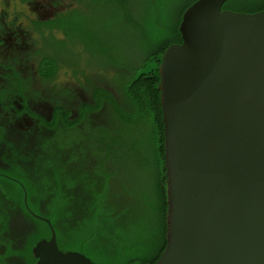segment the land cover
Wrapping results in <instances>:
<instances>
[{
    "label": "water",
    "instance_id": "water-1",
    "mask_svg": "<svg viewBox=\"0 0 264 264\" xmlns=\"http://www.w3.org/2000/svg\"><path fill=\"white\" fill-rule=\"evenodd\" d=\"M197 0L158 68L166 246L154 264H264V10ZM48 239L36 264H95Z\"/></svg>",
    "mask_w": 264,
    "mask_h": 264
},
{
    "label": "trees",
    "instance_id": "trees-1",
    "mask_svg": "<svg viewBox=\"0 0 264 264\" xmlns=\"http://www.w3.org/2000/svg\"><path fill=\"white\" fill-rule=\"evenodd\" d=\"M196 1L77 0L79 6L120 10L141 38L130 65L101 47L115 75L101 87L86 82L93 103L82 105L77 119L61 106L56 109L37 185H25L29 206L51 221L60 250L79 252L95 264H154L163 253L168 205L158 68L166 49L182 42V15ZM139 3L138 18L134 6ZM222 10L256 13L264 10V0H228ZM55 74L56 69L48 78ZM100 110L106 123L94 117ZM15 188L24 209L23 191ZM28 222L33 229L22 245L8 247L4 256L36 264L32 248L50 231L37 218Z\"/></svg>",
    "mask_w": 264,
    "mask_h": 264
},
{
    "label": "flooded vegetation",
    "instance_id": "flooded-vegetation-1",
    "mask_svg": "<svg viewBox=\"0 0 264 264\" xmlns=\"http://www.w3.org/2000/svg\"><path fill=\"white\" fill-rule=\"evenodd\" d=\"M0 1V264H25L19 257L4 256L8 247L22 245L33 229L29 217L38 215L29 206L25 185H37L46 154L42 146L54 131L56 109L61 106L77 119L82 105L93 103V97L90 90L89 101L79 102L86 94L83 75L85 85L78 82L75 90L57 85L61 69L73 77L81 72L62 67L45 49L50 43L45 36L62 33L64 15L79 6L64 5L65 0H15V6L12 0ZM54 69L55 77L48 78ZM93 86L101 84L95 81ZM94 117L106 123L102 110ZM15 187L23 191L24 209L16 202ZM30 195L31 202H36L37 196Z\"/></svg>",
    "mask_w": 264,
    "mask_h": 264
},
{
    "label": "rangeland",
    "instance_id": "rangeland-1",
    "mask_svg": "<svg viewBox=\"0 0 264 264\" xmlns=\"http://www.w3.org/2000/svg\"><path fill=\"white\" fill-rule=\"evenodd\" d=\"M10 3L11 6L16 5L15 0ZM64 5L78 7L79 2L65 0ZM134 11L138 18L143 14L140 3L135 4ZM24 12L27 17L35 18L29 12ZM148 12L149 7L145 6V14ZM64 17L66 18L60 22L63 27L62 33L56 32V36L50 34L45 36V40L50 42L45 49L47 48V52L54 55L53 59L59 65L79 69L81 75L73 77L66 72L67 69H61L57 74V85H68L75 90L78 82L85 85L82 75L87 83L88 81L108 82L111 76L115 75V70L111 69L108 59L101 55V47L107 48L110 55L119 62L129 65L139 53L140 34L125 22L122 12L116 8L102 4L96 8L80 5L70 13H66ZM85 91V96L79 102L89 101V86L85 85ZM116 96L119 97L118 94ZM145 142L147 143L146 135Z\"/></svg>",
    "mask_w": 264,
    "mask_h": 264
}]
</instances>
